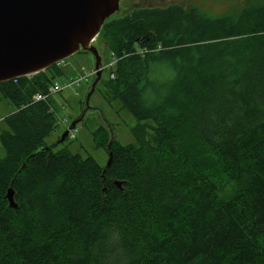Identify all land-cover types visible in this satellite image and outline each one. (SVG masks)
I'll return each mask as SVG.
<instances>
[{
    "label": "trees",
    "instance_id": "16d2710c",
    "mask_svg": "<svg viewBox=\"0 0 264 264\" xmlns=\"http://www.w3.org/2000/svg\"><path fill=\"white\" fill-rule=\"evenodd\" d=\"M242 2L103 23L113 65L97 91L136 122L133 143L108 150L91 134L111 153L103 175L45 143L58 109L32 98L59 64L0 83V264H264V0Z\"/></svg>",
    "mask_w": 264,
    "mask_h": 264
},
{
    "label": "water",
    "instance_id": "95a60500",
    "mask_svg": "<svg viewBox=\"0 0 264 264\" xmlns=\"http://www.w3.org/2000/svg\"><path fill=\"white\" fill-rule=\"evenodd\" d=\"M120 0H0V83L33 76L59 64L78 52L93 58V81L83 96L82 110L60 135L83 120L89 97L101 77L100 58L91 42L104 21L118 11ZM111 141H108V150ZM111 153L102 170L109 167ZM102 179V176H101ZM113 185L119 188L120 182ZM8 207L15 208L12 192L5 195Z\"/></svg>",
    "mask_w": 264,
    "mask_h": 264
},
{
    "label": "rangeland",
    "instance_id": "374dc122",
    "mask_svg": "<svg viewBox=\"0 0 264 264\" xmlns=\"http://www.w3.org/2000/svg\"><path fill=\"white\" fill-rule=\"evenodd\" d=\"M172 4L178 5L184 10L190 7H196L200 11H204L210 15L216 16L230 10L232 5H242L243 2L242 0H226L221 3H216L209 0H120L118 3V11L105 21L117 19L120 16L130 13L132 10L145 7L165 8L166 6ZM96 37L90 45L94 47L98 57L103 62L107 59V52L104 48V45L96 40ZM92 62L94 63L93 58H91L89 54H85L83 52L76 53L72 57L67 58L63 62L59 63L60 68L64 72V78L57 79L55 81L57 83H62L64 81L79 79L83 73L93 70L91 67ZM105 77L106 74H102V78L105 79ZM93 80L94 79L92 76L87 83L82 81L78 86H72L71 88L63 89L59 93L53 94L51 98L53 99L55 107L58 109L57 116L59 119H62L66 122V127L63 128L61 125L57 126L56 130L45 139V143L47 146H50L52 144H56V142H59V144L53 148V152L66 148L70 153L79 155L81 158L90 157L100 167H104L107 160V154L102 148H95V143L92 141L91 134L94 133L96 129L101 128L104 137H99L104 142L108 143V141H115L119 145L123 146L133 143L134 139L132 138L130 132L131 128L136 125V122L125 110L120 109L117 104L113 102L108 104L102 99L101 95L97 91V88L101 87V80L97 82L94 92L89 97L88 105L93 109H87L83 116L82 122L77 124L74 130H72L74 133V139H67L62 144L61 142L66 137L62 141L59 140L60 135L67 129L71 120L78 117L80 108L77 102L82 94L85 96L89 89V85ZM10 110V106L1 101L0 119ZM3 155L4 153L0 146V157Z\"/></svg>",
    "mask_w": 264,
    "mask_h": 264
},
{
    "label": "built area",
    "instance_id": "2783aa9c",
    "mask_svg": "<svg viewBox=\"0 0 264 264\" xmlns=\"http://www.w3.org/2000/svg\"><path fill=\"white\" fill-rule=\"evenodd\" d=\"M112 65H113V62L109 64H105L103 66L100 65V71H106L107 68L112 67ZM93 75H94V71L91 70V71H87L83 73L82 76L77 80H69V81H64L62 83H57L55 81L48 87L47 93L45 95L36 94L32 98V100L34 102L45 103L46 99L51 98L53 94L59 93L63 89L71 88L72 86H78L82 81H85L84 83H87ZM110 78H112V75H110ZM56 121H57L58 126L61 125L63 128L66 127V122L62 119H59L57 115H56ZM66 137L68 140L74 139V133L72 132V130L67 132Z\"/></svg>",
    "mask_w": 264,
    "mask_h": 264
}]
</instances>
